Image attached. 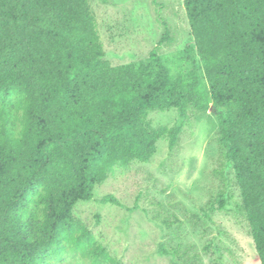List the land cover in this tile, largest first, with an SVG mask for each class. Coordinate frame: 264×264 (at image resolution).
<instances>
[{
    "label": "trees",
    "instance_id": "obj_1",
    "mask_svg": "<svg viewBox=\"0 0 264 264\" xmlns=\"http://www.w3.org/2000/svg\"><path fill=\"white\" fill-rule=\"evenodd\" d=\"M185 6L207 86L157 50L111 66L89 0H0V264H122L74 207L164 136L177 146L181 127L151 129L148 111L212 106L264 264V0Z\"/></svg>",
    "mask_w": 264,
    "mask_h": 264
},
{
    "label": "rangeland",
    "instance_id": "obj_2",
    "mask_svg": "<svg viewBox=\"0 0 264 264\" xmlns=\"http://www.w3.org/2000/svg\"><path fill=\"white\" fill-rule=\"evenodd\" d=\"M185 3L89 0L106 60L113 67L138 64L157 50L172 75L195 72L207 86ZM217 115L211 109L148 111L151 129L181 127L177 146L170 149L164 136L149 162L116 167L91 201L74 207L75 219L113 258L122 264H261L235 170L220 145ZM105 197L120 205L103 203Z\"/></svg>",
    "mask_w": 264,
    "mask_h": 264
},
{
    "label": "water",
    "instance_id": "obj_3",
    "mask_svg": "<svg viewBox=\"0 0 264 264\" xmlns=\"http://www.w3.org/2000/svg\"><path fill=\"white\" fill-rule=\"evenodd\" d=\"M211 110L214 111L216 114H223V110H220L214 106L211 107Z\"/></svg>",
    "mask_w": 264,
    "mask_h": 264
}]
</instances>
